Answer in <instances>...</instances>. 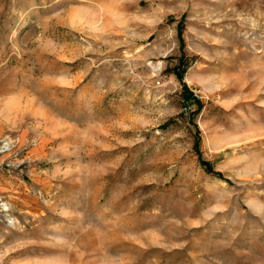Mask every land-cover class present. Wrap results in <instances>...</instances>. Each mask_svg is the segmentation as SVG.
<instances>
[{"label": "rangeland", "instance_id": "1", "mask_svg": "<svg viewBox=\"0 0 264 264\" xmlns=\"http://www.w3.org/2000/svg\"><path fill=\"white\" fill-rule=\"evenodd\" d=\"M0 264H264V0H0Z\"/></svg>", "mask_w": 264, "mask_h": 264}, {"label": "trees", "instance_id": "2", "mask_svg": "<svg viewBox=\"0 0 264 264\" xmlns=\"http://www.w3.org/2000/svg\"><path fill=\"white\" fill-rule=\"evenodd\" d=\"M177 76L179 77L180 80L183 79V75L182 73H177ZM184 98H185V101L187 103H189L191 100H194L196 103L199 104V107L202 105L200 99L198 98V96L191 90H189V87L187 86L186 83H184ZM188 106V105H187ZM206 163V162H205ZM208 164V163H206ZM210 168V166H208Z\"/></svg>", "mask_w": 264, "mask_h": 264}]
</instances>
